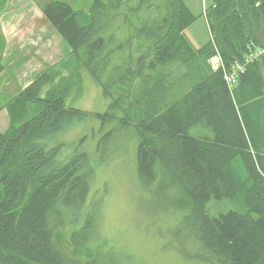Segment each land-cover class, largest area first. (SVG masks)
Wrapping results in <instances>:
<instances>
[{
  "label": "trees",
  "instance_id": "1",
  "mask_svg": "<svg viewBox=\"0 0 264 264\" xmlns=\"http://www.w3.org/2000/svg\"><path fill=\"white\" fill-rule=\"evenodd\" d=\"M257 1L215 0L208 10L227 67L264 45ZM40 8L71 50L14 97L20 117L8 110L11 124L0 130V264H114L94 244L97 206L87 212L94 156L60 159L63 144L46 143L62 124L93 115L67 106L84 71L106 96L116 90L111 108L131 115L141 177H162L177 191L183 235L204 247L209 264H264V57L230 90L209 65L212 42L196 48L186 36L197 17L184 0H95L91 11L50 0ZM195 126L211 134L195 136ZM237 197L243 212L208 213L212 199Z\"/></svg>",
  "mask_w": 264,
  "mask_h": 264
},
{
  "label": "rangeland",
  "instance_id": "2",
  "mask_svg": "<svg viewBox=\"0 0 264 264\" xmlns=\"http://www.w3.org/2000/svg\"><path fill=\"white\" fill-rule=\"evenodd\" d=\"M27 1H31L32 7L40 10L41 5L50 0ZM66 1L75 9L83 11H91L95 2ZM184 1L197 17L186 29L185 34L194 47L201 48L211 41L213 35L207 16L213 0ZM43 24L48 26L50 37L49 48L44 50V56L39 57L33 50L35 56L29 57L26 64H7V60L2 61L5 64V73L0 79V113L2 110L8 112L13 109L16 116L20 117L21 112L17 105H10L14 97L43 71L68 58L70 45L45 15ZM30 50L24 49L20 52ZM19 61L24 60H14ZM63 74H68L67 70H64ZM111 96H106L97 81L87 72H82V79L72 89L67 106L93 115L84 122L62 124L59 132L46 139L49 147L57 143L63 144L60 159H67L82 152H89L94 156L96 177L87 203L89 213L91 208L97 206L98 237L94 244L99 248L101 255L104 252L114 264H209L205 259L207 251L204 247L197 244L193 237L183 235L182 217L186 210L175 206L179 198L177 191L166 187L162 177L150 183L141 177L137 164V132L130 123L133 120L123 109L116 111L111 108L117 96L114 88ZM28 108L26 117L31 118L35 107L31 103ZM107 111L115 114L116 118L107 121L94 116ZM7 117L9 128V113ZM23 121L24 118H18V124ZM5 127L6 122L0 124V130ZM206 131L207 129L201 126L191 129L195 136ZM243 201L239 197L212 199L207 210L212 217L231 210L243 212ZM85 216L83 215L82 222L85 221ZM69 233L70 228H67L64 235ZM94 257H99V253L95 252Z\"/></svg>",
  "mask_w": 264,
  "mask_h": 264
},
{
  "label": "crops",
  "instance_id": "3",
  "mask_svg": "<svg viewBox=\"0 0 264 264\" xmlns=\"http://www.w3.org/2000/svg\"><path fill=\"white\" fill-rule=\"evenodd\" d=\"M214 2L215 0L213 4ZM32 5V2L27 0H0V63L2 65H5L3 60H7V64H26L29 57L35 56L33 50L41 57L45 55L44 50L49 48L50 37L48 26L43 24L44 13L41 8L37 10ZM24 49L31 50L25 53L20 52ZM15 59L24 61L14 62ZM4 73L3 69L0 79ZM7 116L8 112L2 110L0 124L6 122L4 129L9 125ZM207 133L211 134L208 129Z\"/></svg>",
  "mask_w": 264,
  "mask_h": 264
},
{
  "label": "built area",
  "instance_id": "4",
  "mask_svg": "<svg viewBox=\"0 0 264 264\" xmlns=\"http://www.w3.org/2000/svg\"><path fill=\"white\" fill-rule=\"evenodd\" d=\"M261 4H264V0H258L256 3L257 6ZM211 41L215 52L209 59V65L214 71L220 69L223 71L224 79L230 89L234 87L238 79L247 71L249 65L253 63L254 60L264 56V45L256 46L252 44L241 60H236L232 66L227 67L214 36H211Z\"/></svg>",
  "mask_w": 264,
  "mask_h": 264
},
{
  "label": "bare ground",
  "instance_id": "5",
  "mask_svg": "<svg viewBox=\"0 0 264 264\" xmlns=\"http://www.w3.org/2000/svg\"><path fill=\"white\" fill-rule=\"evenodd\" d=\"M215 52V51H214Z\"/></svg>",
  "mask_w": 264,
  "mask_h": 264
}]
</instances>
